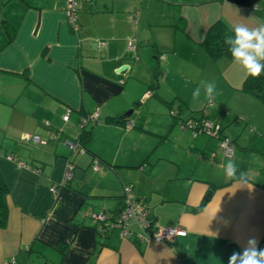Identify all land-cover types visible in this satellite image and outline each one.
<instances>
[{"label": "crops", "instance_id": "crops-1", "mask_svg": "<svg viewBox=\"0 0 264 264\" xmlns=\"http://www.w3.org/2000/svg\"><path fill=\"white\" fill-rule=\"evenodd\" d=\"M78 20L74 33L66 0H0V264H228L250 238L264 248V103L243 89L238 64L203 45L217 21L258 26L264 0H87ZM201 81L219 94L206 98ZM130 108L126 129L116 118ZM96 109L85 151H72L64 142L80 141L79 120ZM199 117L231 137L232 158L217 138L182 128ZM228 160L245 182L226 179ZM125 185L159 226L186 235H103L94 215L119 211Z\"/></svg>", "mask_w": 264, "mask_h": 264}, {"label": "built area", "instance_id": "built-area-1", "mask_svg": "<svg viewBox=\"0 0 264 264\" xmlns=\"http://www.w3.org/2000/svg\"><path fill=\"white\" fill-rule=\"evenodd\" d=\"M86 0H66V16L67 22L70 25L71 31L76 33L80 29V24L78 20V11L80 3ZM136 19V17H135ZM138 38L131 37L127 41V49L131 52H136L138 45ZM98 47H104L106 42L101 40L97 43ZM212 102L209 101L208 105H211ZM99 114V110L96 109L90 115L82 118L83 124L93 123L96 117ZM174 117H178V112L172 113ZM70 110H68L63 119L67 121L69 119ZM182 128L192 129L193 131L206 133L210 136H213L219 140L223 155L226 158H232L235 155V145L227 134L224 133V130L221 128V125L217 122L205 119L203 117L199 118H190L185 121H181ZM133 126L131 121H127L124 125L126 129H130ZM24 139H32L35 142H39V136L37 135H25ZM64 144L71 149L72 151H77L83 153L85 149L81 146L79 141H70L66 140ZM11 160H14L19 167L29 169L30 166L21 160H17L12 156L8 157ZM96 164H98L95 161ZM73 166L68 164L66 166L63 179L60 185H64L72 177ZM57 187L52 186L50 191L56 193ZM122 207L118 214L112 216L106 213H99L94 215L95 219L98 220L101 224V231L106 232L109 230L117 229L120 231V235L123 238H138V239H154L159 242H170L176 237H183L186 235V231L182 228H171L165 226H159L149 215V210L143 204L142 200L134 193L133 188L130 185H125L123 187L122 195ZM112 216V217H111ZM134 220L136 224L143 230L144 235L134 233L130 229V222ZM7 264H14V261L10 260Z\"/></svg>", "mask_w": 264, "mask_h": 264}, {"label": "clouds", "instance_id": "clouds-1", "mask_svg": "<svg viewBox=\"0 0 264 264\" xmlns=\"http://www.w3.org/2000/svg\"><path fill=\"white\" fill-rule=\"evenodd\" d=\"M232 35L225 36V44L234 63L238 64L251 77H259L264 73V20L258 21V26L249 27L245 24L233 25ZM206 98L211 99L218 95L217 85L214 81H201ZM201 88L192 92L193 100L199 99ZM226 179L246 181V173L240 171L232 160L224 166ZM228 264H264V248L258 247V241L250 238L243 250L234 252Z\"/></svg>", "mask_w": 264, "mask_h": 264}, {"label": "trees", "instance_id": "trees-1", "mask_svg": "<svg viewBox=\"0 0 264 264\" xmlns=\"http://www.w3.org/2000/svg\"><path fill=\"white\" fill-rule=\"evenodd\" d=\"M229 35H232V31L223 21H217L210 27L203 41L204 48L209 57H211L212 59H218L220 57H227L229 59H232L231 54L228 51V46L224 42L225 36H229ZM243 89L246 92L253 95L255 98L259 99L262 103H264V73H262L259 77L247 76L243 85ZM81 119L79 120V127L81 131V138L79 142L81 146L85 149L84 140H86L87 138V126L90 123L83 124ZM116 119L119 123L125 125V123L128 121L129 118L123 114ZM70 180L64 183V185H67L68 182H70ZM5 193H6V188L3 185V183L0 181V228H4L7 223V206L4 200ZM119 211L114 213L112 216L118 214ZM111 231L112 230L106 232L101 231V233L103 235H106Z\"/></svg>", "mask_w": 264, "mask_h": 264}, {"label": "water", "instance_id": "water-1", "mask_svg": "<svg viewBox=\"0 0 264 264\" xmlns=\"http://www.w3.org/2000/svg\"><path fill=\"white\" fill-rule=\"evenodd\" d=\"M125 68L124 67H122L121 69H120V71H122V70H124ZM132 110L130 109L129 111H126L125 113H124V115L126 116V117H129L131 114H132ZM211 193V192H210ZM209 193V194H210Z\"/></svg>", "mask_w": 264, "mask_h": 264}, {"label": "rangeland", "instance_id": "rangeland-1", "mask_svg": "<svg viewBox=\"0 0 264 264\" xmlns=\"http://www.w3.org/2000/svg\"><path fill=\"white\" fill-rule=\"evenodd\" d=\"M136 104H137V103H136ZM130 109H131L132 111H134L133 108H130ZM130 109H128V111H129ZM177 110H178V109L173 110L172 113H173V112H178V114H179V111H177ZM136 112H137V111H136ZM170 114H171V113H170ZM172 115H173V114H172Z\"/></svg>", "mask_w": 264, "mask_h": 264}]
</instances>
